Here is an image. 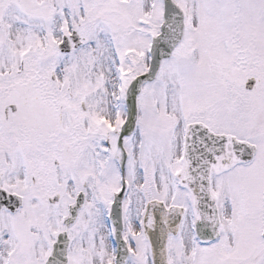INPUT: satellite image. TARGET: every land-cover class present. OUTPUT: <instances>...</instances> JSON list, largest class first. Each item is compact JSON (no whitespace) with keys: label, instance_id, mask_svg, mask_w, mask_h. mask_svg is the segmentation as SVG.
Returning <instances> with one entry per match:
<instances>
[{"label":"snow or ice","instance_id":"6c2138e0","mask_svg":"<svg viewBox=\"0 0 264 264\" xmlns=\"http://www.w3.org/2000/svg\"><path fill=\"white\" fill-rule=\"evenodd\" d=\"M0 264H264V0H0Z\"/></svg>","mask_w":264,"mask_h":264}]
</instances>
